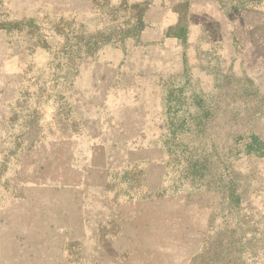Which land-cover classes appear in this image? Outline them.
<instances>
[{"label": "rangeland", "instance_id": "rangeland-1", "mask_svg": "<svg viewBox=\"0 0 264 264\" xmlns=\"http://www.w3.org/2000/svg\"><path fill=\"white\" fill-rule=\"evenodd\" d=\"M252 134L264 0H0V264H264Z\"/></svg>", "mask_w": 264, "mask_h": 264}, {"label": "trees", "instance_id": "trees-1", "mask_svg": "<svg viewBox=\"0 0 264 264\" xmlns=\"http://www.w3.org/2000/svg\"><path fill=\"white\" fill-rule=\"evenodd\" d=\"M251 143L244 144L242 148L245 150V154L264 156V141L257 135L252 134L250 137ZM241 151H238L240 153Z\"/></svg>", "mask_w": 264, "mask_h": 264}]
</instances>
